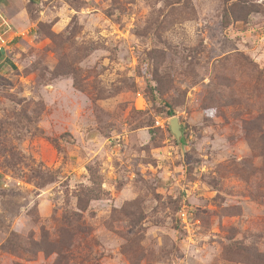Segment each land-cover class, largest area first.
Segmentation results:
<instances>
[{"label":"rangeland","instance_id":"obj_1","mask_svg":"<svg viewBox=\"0 0 264 264\" xmlns=\"http://www.w3.org/2000/svg\"><path fill=\"white\" fill-rule=\"evenodd\" d=\"M0 9V264H264V0Z\"/></svg>","mask_w":264,"mask_h":264},{"label":"built area","instance_id":"obj_2","mask_svg":"<svg viewBox=\"0 0 264 264\" xmlns=\"http://www.w3.org/2000/svg\"><path fill=\"white\" fill-rule=\"evenodd\" d=\"M15 38L16 34L10 21L0 9V59L5 55L6 50Z\"/></svg>","mask_w":264,"mask_h":264},{"label":"water","instance_id":"obj_3","mask_svg":"<svg viewBox=\"0 0 264 264\" xmlns=\"http://www.w3.org/2000/svg\"><path fill=\"white\" fill-rule=\"evenodd\" d=\"M169 130L174 135L179 146L183 145V130L178 117L173 116L168 120Z\"/></svg>","mask_w":264,"mask_h":264}]
</instances>
